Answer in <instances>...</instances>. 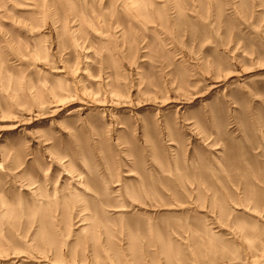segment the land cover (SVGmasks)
Segmentation results:
<instances>
[{
  "label": "rangeland",
  "instance_id": "obj_1",
  "mask_svg": "<svg viewBox=\"0 0 264 264\" xmlns=\"http://www.w3.org/2000/svg\"><path fill=\"white\" fill-rule=\"evenodd\" d=\"M0 264H264V0H0Z\"/></svg>",
  "mask_w": 264,
  "mask_h": 264
}]
</instances>
